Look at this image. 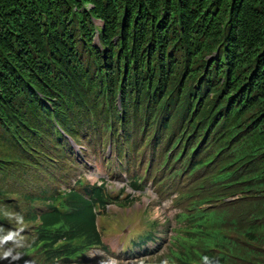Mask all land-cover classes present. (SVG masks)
<instances>
[{"label":"trees","instance_id":"obj_1","mask_svg":"<svg viewBox=\"0 0 264 264\" xmlns=\"http://www.w3.org/2000/svg\"><path fill=\"white\" fill-rule=\"evenodd\" d=\"M108 133L121 166L146 137L177 208L120 256L97 224L119 196L78 178ZM92 250L264 264V0H0V264Z\"/></svg>","mask_w":264,"mask_h":264},{"label":"rangeland","instance_id":"obj_2","mask_svg":"<svg viewBox=\"0 0 264 264\" xmlns=\"http://www.w3.org/2000/svg\"><path fill=\"white\" fill-rule=\"evenodd\" d=\"M97 23L100 24V22ZM157 133L158 131L154 132V139ZM105 136L110 140L109 133L105 134ZM107 139L103 146L101 144L98 146V159H95L92 155L89 161L84 160L87 165L86 168H81V175L78 178L89 184L95 182L101 183L102 180H107L109 183L108 188L112 190V195L119 196L117 206L111 205L108 214L102 219L101 225L103 227L102 233L106 235L104 240L105 244L116 256H120L121 254H119L118 251H120L122 247V242H124L123 249H131V240L137 239L139 235L145 232L148 221H153L156 218L161 221L169 219L170 223L173 225V217L177 212V208L175 205H172L169 199H165V192L167 191L165 184L171 181L166 182V179L164 181L165 184L157 185L156 183L157 186L154 184V182H156L154 180L163 172L157 169V163L160 158L155 157L154 161H152V166L147 170L148 162L153 156L149 151L151 146L145 145L146 139L142 147H139L138 150L134 152V156L136 157L135 164L131 163L130 165L122 166L117 161L119 157H117L114 151L112 140H110V147L107 148ZM112 139L114 138L112 137ZM82 143L78 144L77 147L72 145L76 155L81 154L78 148L82 151L85 150V144ZM125 148L128 151L124 150L126 151V155L123 156V159H120L123 163L128 159L134 160L132 150H130L128 146H125ZM145 170L147 175L143 177ZM153 170H155V172H153ZM135 174L144 178L142 181L143 186L140 190L132 191V187L129 184L131 181L128 178L133 177ZM166 175L167 172L164 175V179ZM65 187V185H60V189H64ZM172 190H174V188ZM172 197L174 198L175 195L173 194ZM93 252L94 253L89 256L90 259L95 261L99 260V263L102 264H141L142 261H147V259H149V257L145 256L140 257L143 258L141 261L139 258L138 260H124L122 257L118 259L110 258L112 260H109L106 257L104 259V255L102 257L100 252L96 250H93Z\"/></svg>","mask_w":264,"mask_h":264},{"label":"clouds","instance_id":"obj_3","mask_svg":"<svg viewBox=\"0 0 264 264\" xmlns=\"http://www.w3.org/2000/svg\"><path fill=\"white\" fill-rule=\"evenodd\" d=\"M70 142H71V145H74V143L72 142V140H70ZM108 143V145H107V147L109 148L110 147V141H108L107 142ZM76 146V145H75ZM77 147V146H76ZM149 162H151V160H149ZM107 181V180H106ZM95 183H98V182H95ZM106 183H108V182H106ZM94 184V183H93ZM99 185H101L102 184V182L101 183H98ZM128 186V185H127ZM132 190V189H131ZM132 191H134V190H132ZM170 201H171V199H173V197L171 196L170 198H168ZM96 251H98V252H100L99 250H96ZM91 253H94L93 252V250H92V252ZM101 253V252H100Z\"/></svg>","mask_w":264,"mask_h":264}]
</instances>
